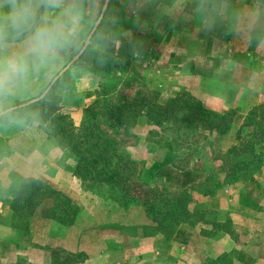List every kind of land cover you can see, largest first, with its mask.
<instances>
[{
	"label": "crops",
	"instance_id": "obj_1",
	"mask_svg": "<svg viewBox=\"0 0 264 264\" xmlns=\"http://www.w3.org/2000/svg\"><path fill=\"white\" fill-rule=\"evenodd\" d=\"M99 1L33 0L39 4L37 21L41 17L61 18L70 5L75 6L79 15L76 43L52 60L59 59L62 63L63 60L74 58L78 54L76 51L81 50L83 36H88L96 25ZM0 2L11 4L12 0ZM168 6L165 4L164 7L170 13L183 9L189 12L194 7V2L186 5L178 2L172 5L173 8L171 4ZM6 12L7 8L0 9V41L7 45L6 52L0 55L16 51L23 42L22 36L4 35L5 30L10 28V20L5 18ZM189 22L192 21L185 20L181 22L185 24L178 26V32L187 35L186 45L178 40L167 44L168 49L171 48L170 52L183 53V58L182 61H177V69L171 73L167 82L158 80L161 96L166 95L174 99L179 91H184L208 112L217 115L234 112V115L222 131L200 127V130L197 129L196 134L191 136L194 141L196 138L197 141L200 139L201 145L212 144V150L203 147L200 155L197 154L190 163L187 162L185 168L170 166L165 170L171 176L173 186L188 187L202 183L203 187H210L214 182L221 186L213 196H201L199 199L207 212L216 215L212 227L205 229L204 222L202 227H180L169 241H165L160 235L131 239L138 241L140 246H133L132 250L129 246H118L116 251H119L122 257L115 260L112 257L114 246H107V237L102 235L99 223L94 220L96 195L88 189H83L84 183L74 174L73 156L57 142L52 130L37 116L15 122L16 129L10 134L13 146L5 156V162L1 163V172L6 175L13 174L20 181H41L75 201L81 213L68 226L35 215L29 221L27 238L38 237L41 242L49 244V240L53 241L57 236L62 237L68 252H84L88 256L85 261L76 264H197L199 260L203 262L211 259L219 264L220 259L230 253H234V256L228 264H264V254L259 253L264 252V143L258 148L263 152L261 167L248 179L225 185V174L222 172L228 169L227 151L237 145L236 137L245 123L247 113L259 106L261 93L264 92V22L259 28L257 21H251L250 26L253 28L250 29L242 27L241 20L237 27L234 20L230 23L217 22L212 27V34L206 32L202 21L197 25L194 23L192 27ZM194 27H199L195 34ZM208 37L211 46L212 43L219 42L224 50L215 54L210 46L208 51L198 58L199 52H194L191 46L208 42ZM48 61L35 63L26 80L13 94H0V114L3 108L29 100L43 89L48 76L54 73ZM36 71L40 74L39 77L34 76ZM97 89V83L91 74L83 73L72 78L70 87L58 92L59 101L55 113L66 116L72 125L77 127L85 110L94 103ZM22 107L23 104H20L12 108L17 110ZM212 171L214 172L211 178ZM1 229L7 232L8 228ZM118 232L117 236L123 241L133 233L124 228H120ZM149 243L151 245H148ZM25 246L29 247L15 251L10 261L5 263L12 264L22 255L33 264H51L50 254L53 246L42 249L28 244ZM95 248L100 249L96 255L93 253Z\"/></svg>",
	"mask_w": 264,
	"mask_h": 264
},
{
	"label": "rangeland",
	"instance_id": "obj_2",
	"mask_svg": "<svg viewBox=\"0 0 264 264\" xmlns=\"http://www.w3.org/2000/svg\"><path fill=\"white\" fill-rule=\"evenodd\" d=\"M178 2L184 5L194 2V7L189 12H186L185 9H174L175 11L171 13L164 7L165 4H167V7H169L168 4H171L173 8ZM178 2L176 0H109L104 17L94 35L90 38L85 51L50 87L45 97L37 103L26 105L27 102L38 98L44 92L53 78L70 62L72 57L63 60L62 63L59 59H50L48 63L54 70V73L48 76V81L43 89L29 100L11 104L2 109V113L0 114V229L1 227L8 229H6L7 232L2 231V229L0 230V264H10L5 262L10 261L15 251L21 248L27 249L29 246H25L26 244L40 249L53 246L50 254L51 264H76L85 261L88 257L84 252L76 254L70 251L68 252L65 247L67 244H64L62 237L57 236V239L53 241L49 240V244H47V242H41V238L38 237L27 238L28 234H24L23 229L15 227L14 223L20 224L21 221L15 220L12 223L14 221V214L11 212V203L19 193H22L21 190L25 189L23 186L24 180L20 181L13 174L6 175L1 172V163L5 162V156L13 146L10 134L11 131L16 129L14 126L15 122L23 118L30 120L38 116L44 120L49 129L52 130L51 132L54 133L50 123L51 119L47 118L46 112H49L51 108L54 111L56 110L59 101V90L70 87L72 78L78 77L83 73L91 74L98 88L101 82L109 79L117 84L115 93L123 94L136 102L144 101L146 103L145 107L142 108L144 111L143 114H139V116L128 120V123L118 128L115 133H109V136L117 142L116 149L122 158L133 161L137 164L138 171L141 170L142 173L136 175V180L140 184H143L142 189L156 187L160 191L171 193L173 196L181 192H188L192 199V202L189 204V211L193 213L194 210H197L200 215V212L204 210L199 200L205 188L202 186V183L188 187L173 186L174 183L171 181V176L165 168L174 166L177 169H183L187 162L190 163L197 154L200 155L201 151L204 150L203 147H207L209 150L213 149L212 144L209 146L201 145L199 144L201 142L200 139L197 141L198 138H196V141H194L191 138V136L196 134L197 129L202 127L200 126L201 124L205 125L204 122L206 119L196 121L194 122L195 124L192 123L194 126L190 125L189 127L187 122L181 120L182 116L177 113V110L173 111L172 117L169 120H166L167 115H160L162 110H156V107L165 106L173 100V98L167 97L166 95L161 96L162 93L159 89L158 80L167 82L171 78V73L177 69L175 65L177 61H182L183 58V53L170 52L169 49L171 48L168 49L169 46L167 44L172 40H178L179 42L183 41L186 45L185 40L187 35L185 36L184 33L178 32L179 24H185L181 22L189 20L192 21L189 22L190 27H192L194 23L197 25L201 21L199 16L194 13L195 4L198 0H178ZM103 4L104 0H100L98 15ZM230 5L236 13L231 19L236 21L235 27L238 26L240 20L242 21V27L245 29L253 28L250 26L251 21H257L259 28L261 23L264 22V0H230ZM174 24L175 26H173ZM263 28L261 27V29ZM198 30L199 27H194V34ZM206 32L212 34L213 28L210 30L206 28ZM87 37V35L83 36V42L80 48H82ZM207 39L208 42L205 41L202 45L194 44L191 46L194 52H199L197 53L198 58L202 57L211 46L210 37ZM221 45L219 42L217 44L212 43L211 51L215 54L222 53L224 47ZM233 47H231V50H233ZM53 63L54 66H52ZM133 75H135V79H133ZM34 76L39 77L40 74L36 71ZM182 93L185 92L179 91L175 97ZM42 100L43 103L40 104ZM20 104H23L22 108L9 110ZM258 105V107L254 108H258L259 110L252 119L253 124L264 121L259 120L258 117L264 115V92L261 93ZM254 109L247 113V117L249 113L255 111ZM186 111L188 110H181V112ZM147 113L153 114L150 116V120L147 118ZM175 115H178L176 116V118H179L178 121L174 118ZM160 120L162 122L158 123ZM227 121L223 125H220L219 131L227 126L229 122ZM263 126L264 124H262V127L252 125L250 128L258 131L259 129L256 128H264ZM207 129L212 130L214 127ZM157 147L158 150L156 149ZM213 172H210L211 178ZM99 187L102 186L87 182L84 183L83 189L90 190L97 197L94 220L99 223V231L103 233L102 235L107 237V246H110V248L114 246V255L112 257L118 260L122 257L119 251H116L118 246H129L130 250H132L133 246L140 245L138 241H131V239L149 237L151 236V230L145 228L148 222L144 219L142 209L132 208L126 211L122 210V208H113L110 202L111 198L115 196L114 192L111 194V191L107 190L106 186ZM62 195V197L60 195L56 196L61 203L65 197L67 198L66 195ZM70 202V206L77 208L78 217L79 213H81L79 206L72 199ZM46 203H48L46 207H40L35 209L33 213H28L29 215L32 214L27 220L28 225L33 216H42L45 210H48L49 205L52 204L50 201ZM215 217L216 215L213 216L210 213L202 216V219L201 216H192L191 220L192 222L196 221L197 224L195 226L200 227H202V222H204L205 229L209 230L212 227ZM131 222L138 224L137 227H130ZM22 224L24 225L25 221ZM180 227L189 226L181 225ZM120 228H124L127 231L130 230V233L131 231L133 233L123 241L117 236ZM148 245H151V243ZM97 251H100V249L95 248L93 253L96 255ZM259 253L264 254V252ZM233 256L234 253L226 254V256L220 259L221 262L219 264H228ZM12 264L33 263L28 262L27 257L21 255ZM197 264L218 263L211 259L208 261L203 260V262L199 260Z\"/></svg>",
	"mask_w": 264,
	"mask_h": 264
},
{
	"label": "trees",
	"instance_id": "obj_3",
	"mask_svg": "<svg viewBox=\"0 0 264 264\" xmlns=\"http://www.w3.org/2000/svg\"><path fill=\"white\" fill-rule=\"evenodd\" d=\"M132 77L135 79V75ZM116 87L117 84L109 79L101 82L94 103L85 110L84 118L77 127L72 125L66 116L55 113L52 108L46 112V116L51 119V127L57 141L71 153L75 160V176L83 183L91 182L102 187L106 186L111 194L114 192L115 196L110 202L113 208H122L126 211L132 208L142 209L144 219L148 222L145 228L151 230V236L160 235L165 241H169L181 225L193 227L197 224L196 221L192 222V216H201L202 219V216L210 213L205 209L200 212V215L197 210L193 213L189 211L192 199L188 192L173 196L156 187L142 189L143 184L136 180V175L141 174V170L138 171L137 164L133 161L122 158L116 149L117 142L109 136V133H115L118 128L127 124L128 120L143 114L142 108L146 103L136 102L123 94L115 93ZM42 103L43 100L40 101V104ZM180 109L188 111L181 112ZM156 110H162L160 115H167L166 120L171 119L173 111L177 110V113L182 116L181 120L187 122L189 127L194 126L196 121L206 119L205 125L200 126L214 127L217 130L234 115V112H227L223 115L208 112L186 93L175 97L165 106L156 107ZM254 110L248 114L243 127L237 134V145L227 151L229 167L226 171H222L225 174V185L246 180L261 167L263 152L258 148L264 143V128H256L259 129L257 131L250 127L252 125L262 127L264 115L258 116L263 122L253 124L252 119L259 109ZM146 115L150 120L153 114L147 113ZM176 116L178 115L174 118ZM176 119L179 120V118ZM161 122L160 120L158 123ZM23 182L25 189L21 190L22 193H19L12 201L11 212L14 214L12 223L15 220L21 221L20 224L14 223V225L23 229L24 234L28 232L27 220L32 215L28 213H33L37 208L46 207L48 201L52 204L42 216L63 226H68L75 221L78 213L76 207L70 206L71 199L64 196L61 203L56 196L62 197V193L53 190L39 180H24ZM219 187L221 186L214 182L212 186L204 188L201 196H213ZM23 221H25L24 225ZM131 223L132 228L138 225Z\"/></svg>",
	"mask_w": 264,
	"mask_h": 264
},
{
	"label": "clouds",
	"instance_id": "obj_4",
	"mask_svg": "<svg viewBox=\"0 0 264 264\" xmlns=\"http://www.w3.org/2000/svg\"><path fill=\"white\" fill-rule=\"evenodd\" d=\"M7 8L5 18L10 28L4 35L22 36V45L10 54L0 55V94L11 95L22 84L31 67L56 58L61 52L73 46L78 37L79 15L70 5L58 19L41 17L36 20L39 4L33 0H12L11 4L0 2V9ZM194 13L202 24L211 29L217 22H231L236 15L230 0H198ZM7 45L0 41V53Z\"/></svg>",
	"mask_w": 264,
	"mask_h": 264
},
{
	"label": "water",
	"instance_id": "obj_5",
	"mask_svg": "<svg viewBox=\"0 0 264 264\" xmlns=\"http://www.w3.org/2000/svg\"><path fill=\"white\" fill-rule=\"evenodd\" d=\"M108 3H109V0H104V4L101 8V11H100V14H99V17L97 19V22H96V25L93 27L91 33L88 35V37L86 38V41L84 42L81 50L78 52V54L72 58L70 60V62H68L61 70L60 72L53 78V80L51 81V83L49 84V86L44 90V92L36 99H33V100H30L29 102H27L26 105H29V104H32V103H37L40 99L44 98L45 95L48 93L50 87L58 80V78L63 74L65 73L71 66L72 64L83 54V52L85 51L89 41H90V38L91 36L93 35L94 31L96 30L97 26L100 24L102 18H103V15L105 13V10L108 6ZM15 108H11L9 110H14Z\"/></svg>",
	"mask_w": 264,
	"mask_h": 264
}]
</instances>
